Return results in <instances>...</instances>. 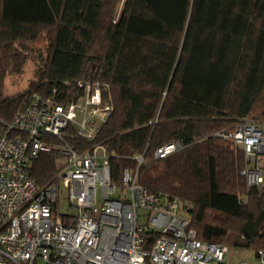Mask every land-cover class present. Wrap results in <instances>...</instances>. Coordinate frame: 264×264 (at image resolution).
Listing matches in <instances>:
<instances>
[{
  "label": "trees",
  "instance_id": "1",
  "mask_svg": "<svg viewBox=\"0 0 264 264\" xmlns=\"http://www.w3.org/2000/svg\"><path fill=\"white\" fill-rule=\"evenodd\" d=\"M41 34L34 78L6 94L5 77L26 60L18 45ZM86 78L110 88L113 109L96 140L113 153L116 182L143 154L138 183L187 203L199 240L264 245V188H247L241 151L212 136L264 118V0H0V120L33 92ZM171 141L184 148L152 158ZM56 158L41 153L30 176L47 182Z\"/></svg>",
  "mask_w": 264,
  "mask_h": 264
},
{
  "label": "built area",
  "instance_id": "2",
  "mask_svg": "<svg viewBox=\"0 0 264 264\" xmlns=\"http://www.w3.org/2000/svg\"><path fill=\"white\" fill-rule=\"evenodd\" d=\"M63 86L31 93L10 121L0 120V264H226L228 246L199 240L179 198L138 183L143 154L113 179V153L96 140L113 109L109 86L90 78ZM212 136L241 151L246 187L263 189L264 120ZM183 148L171 141L152 158ZM41 153L57 156L44 184L29 174ZM60 199L75 212L60 211ZM255 255L264 264V245Z\"/></svg>",
  "mask_w": 264,
  "mask_h": 264
},
{
  "label": "rangeland",
  "instance_id": "3",
  "mask_svg": "<svg viewBox=\"0 0 264 264\" xmlns=\"http://www.w3.org/2000/svg\"><path fill=\"white\" fill-rule=\"evenodd\" d=\"M121 9V4L118 7V12ZM18 49L22 55L25 56L26 60L22 66L21 73H10L5 77L4 80V89L6 94H17L24 91L29 82L34 78L36 68L41 64L42 59L46 55V47H47V39L44 34H41L38 38L32 41H25L18 45ZM257 120H264L263 117L254 116ZM254 117H248L251 120ZM126 195L127 192L125 189L122 191ZM62 197H65V193L63 192ZM238 196L240 198H244L242 194L239 192ZM182 206L184 202H181ZM60 211L73 213L75 209L68 205L66 199H60L59 203ZM228 253L225 255L226 264H237L239 261H246L249 264H259L254 249H242L236 247H228Z\"/></svg>",
  "mask_w": 264,
  "mask_h": 264
}]
</instances>
